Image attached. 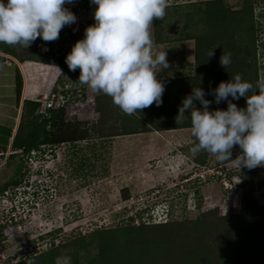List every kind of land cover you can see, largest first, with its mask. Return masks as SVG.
I'll list each match as a JSON object with an SVG mask.
<instances>
[{"label": "rangeland", "instance_id": "374dc122", "mask_svg": "<svg viewBox=\"0 0 264 264\" xmlns=\"http://www.w3.org/2000/svg\"><path fill=\"white\" fill-rule=\"evenodd\" d=\"M79 2L76 22L58 39L37 37L27 48H12L19 61L43 64L44 82L53 79L45 100L63 104L61 134L82 138L76 149L65 142L44 145L22 161L16 156L7 163L11 150L0 157V185L7 184L0 191V264H54L63 255L72 264H264V166L239 172L204 150L193 153L190 121L175 122L193 85L212 101L209 90L218 82L239 73L255 83L264 75V0H169L165 16L151 26L154 50L164 49L169 62L157 73L162 103L131 115L81 84L79 69L71 71L65 62L94 23L95 5ZM225 52L231 53L226 68L219 63ZM233 102L243 107L245 99ZM226 106L213 101L209 108ZM39 111L22 114V130L40 120ZM171 122L173 128L160 130L173 129L178 137L124 136ZM91 146L101 151L94 167L87 163ZM239 151L234 145L232 157ZM81 160L86 176L75 171ZM48 239L52 249L32 250Z\"/></svg>", "mask_w": 264, "mask_h": 264}, {"label": "clouds", "instance_id": "9594fccd", "mask_svg": "<svg viewBox=\"0 0 264 264\" xmlns=\"http://www.w3.org/2000/svg\"><path fill=\"white\" fill-rule=\"evenodd\" d=\"M79 1L0 0V43L27 48L37 37L43 41L58 39L61 29L77 20L66 5L83 3ZM90 3L95 5L94 23L84 28L83 37L66 53L69 70L78 68L81 84L110 96L125 114H134L152 104L159 106L164 83L157 73L169 69V62L164 49L154 50L151 26L153 18L161 20L165 16L169 0ZM213 54V49L206 52L208 57ZM219 63L226 68L231 63V53H222ZM209 91L212 101L205 98L202 87L193 85L175 115L176 123L190 121L194 141L191 151L204 150L218 162L230 161L239 172L242 167L264 166V75L253 83L236 73ZM240 97L245 99L243 107L233 102ZM222 100L227 102L226 108H209L213 101L219 104ZM234 145L240 149L235 158ZM54 264H72V257L57 256Z\"/></svg>", "mask_w": 264, "mask_h": 264}, {"label": "crops", "instance_id": "0c3cea01", "mask_svg": "<svg viewBox=\"0 0 264 264\" xmlns=\"http://www.w3.org/2000/svg\"><path fill=\"white\" fill-rule=\"evenodd\" d=\"M12 48L13 45L0 43V56H2V59H0V144L6 140L7 151L11 150V142L18 131L22 114H24V112L29 115L31 114L30 111H27L28 106L24 108L25 100H39V102L44 103V99L47 94L50 93V89L53 85V83L51 84L53 81L52 78L50 82L48 80L44 82L43 77H45L46 73H40L41 69H43L41 67V65H43L42 63L40 64L39 62L28 59L19 61L17 56L14 55ZM16 69L18 71L20 70L19 73L22 79L18 100L15 95ZM41 105L42 106L37 110H41L39 113H45V107L43 104ZM171 130L173 129H153V131L126 134L124 136H168L169 138L176 135ZM178 136L176 135V137ZM1 152L0 149V154Z\"/></svg>", "mask_w": 264, "mask_h": 264}, {"label": "trees", "instance_id": "16d2710c", "mask_svg": "<svg viewBox=\"0 0 264 264\" xmlns=\"http://www.w3.org/2000/svg\"><path fill=\"white\" fill-rule=\"evenodd\" d=\"M72 12H74L73 10L75 9V7L77 6V4H73V5H66ZM0 59H2V56H0ZM171 82H174V78L169 80V84L171 85ZM21 86H22V79H21V75L19 73V71L16 69L15 71V95H16V99H19L20 96V91H21ZM64 96V93L62 94ZM25 105L28 106V110L31 113H34L35 110H37L40 106H42L41 104L45 105L42 102H39V100H25ZM45 107V115L40 113L38 114V116H40V120L36 121H31L28 125L25 131L22 130L21 126L19 125L18 127V131L16 132L15 136L13 137V140L11 142V151L8 154V159H7V163H10V161L18 156L20 159L19 161H22L23 156H25L26 154H31L34 151H38L41 149L42 146H56L60 143H65V142H70V146L71 148H74L76 144H74L75 141H78L80 138L82 137H78V136H63L62 131H64V119H63V104H59L56 107L50 106V107ZM62 114V115H61ZM31 115V114H30ZM37 116V115H36ZM62 117V121H60ZM171 120V119H170ZM168 124V123H167ZM170 126H163V127H155V129H168V128H173L174 122L171 124H169ZM126 133H132L131 131L129 132H124ZM62 135V136H61ZM113 134L109 135L112 136ZM8 139V138H7ZM104 142V141H103ZM73 143V144H72ZM102 143V142H101ZM7 142L6 140L0 144V149H1V154L0 157H2V155L7 151ZM104 144H100V148L103 149ZM77 147V146H76ZM75 147V149H76ZM91 148V155H92V160H89L88 163V167H94L96 160L98 159V156L100 155L101 151L98 152V150H95L93 148V146L90 147ZM74 149V152H72L73 154L75 152H77V150ZM85 160V159H84ZM83 160H81V162H79L77 165L78 167L75 168L76 172H82L84 174L85 169H83ZM85 168V167H84ZM21 171V168H20ZM229 173V172H228ZM227 173V174H228ZM87 174H84V176H86ZM220 175V174H219ZM228 177L230 178V175L228 174ZM7 184H2L0 185V191H3V187H5ZM146 210H142L140 212H137L138 215L140 217L142 212H144ZM2 224H0L1 226ZM2 233V231L0 232ZM46 244L45 247H43V245ZM32 250H38V253L44 252V251H48L50 249H52L53 247V242L51 239H48L44 242V240L40 242H37L36 244L34 243V245L31 246ZM34 247V248H33ZM43 247V248H42ZM42 249V250H40ZM26 250V248L24 249ZM30 257V256H29Z\"/></svg>", "mask_w": 264, "mask_h": 264}, {"label": "built area", "instance_id": "2783aa9c", "mask_svg": "<svg viewBox=\"0 0 264 264\" xmlns=\"http://www.w3.org/2000/svg\"><path fill=\"white\" fill-rule=\"evenodd\" d=\"M44 104H45L46 107L52 106V102L50 100H44ZM10 152H12V151H10ZM228 183H229V181H226V182L224 181L223 185L225 187H231L230 185H228Z\"/></svg>", "mask_w": 264, "mask_h": 264}]
</instances>
